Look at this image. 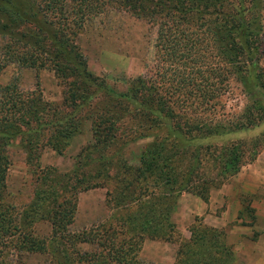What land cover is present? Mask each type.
<instances>
[{
  "label": "rangeland",
  "instance_id": "rangeland-1",
  "mask_svg": "<svg viewBox=\"0 0 264 264\" xmlns=\"http://www.w3.org/2000/svg\"><path fill=\"white\" fill-rule=\"evenodd\" d=\"M218 3L213 9L238 16L244 7L246 19H259L257 52L240 58L243 80L210 43L203 24L216 14L201 6L180 22L201 40L186 63L163 48L172 36L158 38L157 17L147 20L112 1L84 17L75 48L58 51V76L49 55L34 67L17 62L23 43L12 44L0 30V86L14 82L41 110L28 127L8 131L0 201L11 206L14 222L0 237V264H242L235 237H227L233 225L248 240L260 236L247 252L264 264V183L255 187L264 180V0ZM181 74L189 80L179 82ZM139 81L146 93L133 96L128 90ZM240 123L247 127L234 126ZM205 129L213 131L203 135ZM154 145L166 157L158 165L176 179L172 188L142 170ZM230 149L238 159L234 173L223 168ZM190 164H198L192 179L207 181L206 200L182 183ZM235 206L223 226L203 219ZM96 230L114 245L74 237ZM27 239L43 249H29Z\"/></svg>",
  "mask_w": 264,
  "mask_h": 264
},
{
  "label": "trees",
  "instance_id": "trees-1",
  "mask_svg": "<svg viewBox=\"0 0 264 264\" xmlns=\"http://www.w3.org/2000/svg\"><path fill=\"white\" fill-rule=\"evenodd\" d=\"M109 1L117 2L119 6L132 14L143 16L147 20H154L157 17L158 38L164 40V35L170 31V36H172L163 48L168 49L170 57L175 55L182 57V60H185L183 63L189 62V56L196 53L195 47L201 40H198L196 30L192 29L189 32V29L181 26L180 22L186 19L187 15H190L193 8L196 9L197 6H201L203 12L216 14L207 25L206 23L203 24L205 25L204 31L209 34L210 43H215L217 50L221 52V58L228 63L227 66H230L231 69L228 71L233 74L238 73L240 80H243L241 72L244 71L239 65L240 58L245 57L248 52H257L259 46L258 32L260 24L259 19L256 18L257 14L256 17L246 19L244 7L238 11V16L229 15L227 11L222 9H213L212 6L216 1H219L218 5L221 4L220 0H0V30L6 33L9 39L11 38L10 42L12 44L23 43L24 48L17 55V62L24 66L34 67L40 65L43 60V54L49 55L51 57L48 56L47 60L51 62V67L58 76L63 71L60 63L55 61L58 58V51L66 44L70 45L71 48H75L72 38L81 26L84 17L99 12L105 3ZM239 4L242 3L240 2ZM199 12L196 11V13ZM218 16L219 18L215 20ZM46 20L51 21L47 23ZM213 20L218 22L214 23ZM166 21H171V24L166 25ZM20 26L25 28L22 29ZM30 27L34 30L31 34L29 33ZM175 36H177V39L174 38ZM11 47V45L6 44L8 50ZM47 47L50 48L47 49ZM74 56H77V58L79 56L76 51ZM50 58L54 61L52 62ZM78 59L83 64V61L80 58ZM2 66L0 64V68ZM224 73H227L225 68ZM177 76L179 82L184 80L187 82L189 80L183 74ZM139 82L128 90L130 92L133 89V96H143V92L146 93L147 87H144V82ZM203 95L204 91L202 90ZM72 97L71 101L75 102L77 97L75 98L74 94ZM79 97H82V95H79ZM159 108L163 109L161 105ZM40 111L31 98L24 96L17 90L14 82L0 86V196L3 194L5 186L4 175L7 168V158L3 151L5 144L11 138L8 131L13 126H17V128L28 127L32 119L36 120L38 118ZM217 126L215 125L213 130ZM234 126L236 128L247 127L243 123L234 124ZM211 131L205 129L202 134L204 135L206 132ZM230 150V155L227 154L223 168L234 173L239 168L238 159L232 149ZM194 158L198 160L197 151L194 153ZM158 160L165 161L166 157L161 154L157 146L154 145V148H147L141 161L142 170L153 174L156 179L162 178L161 183L170 185V188H172L176 183V179L172 177L171 169H163L162 166L158 165ZM161 164H164V162H161ZM197 165L190 164L191 167L189 166L187 170L188 177L182 183L184 186L189 185L193 193L206 200L207 193L204 185L207 181H199L198 178L197 180L192 179V174L195 172ZM11 210L12 208L7 202L0 201V237L13 228L14 220L10 214ZM53 214H56V212L54 211ZM52 220L54 222V219ZM66 220L65 224L71 222L70 217ZM84 232L77 233L74 237L79 241H84L87 237L88 240L94 239L101 248L106 247V245L110 248L115 243L111 235L106 232L101 233L99 230L92 234ZM25 243L30 246L28 247L29 249H43L42 245L34 246V241L27 239ZM128 262L129 264H135L134 261L128 260Z\"/></svg>",
  "mask_w": 264,
  "mask_h": 264
},
{
  "label": "crops",
  "instance_id": "crops-1",
  "mask_svg": "<svg viewBox=\"0 0 264 264\" xmlns=\"http://www.w3.org/2000/svg\"><path fill=\"white\" fill-rule=\"evenodd\" d=\"M239 180L241 181L243 178L241 175H239ZM255 187H257L259 185V183H264V180H257L255 181ZM264 187V185H263ZM228 187L226 188H221L220 191L221 192H224L226 193L227 192V189ZM261 201L263 202V206H264V197L261 199ZM263 209V208H262ZM211 212V209L210 211ZM231 212V216L235 217V214L238 212V207L235 206V209H225L221 215L219 216H212L211 214H205L204 216V220H205V217L209 216L210 218H213L212 222H209L210 224H212L213 226H216V227H220V226H223L224 224L227 223V221L230 219L227 217V214ZM242 229V226H235L233 225L230 229H229V233L227 235L229 241H231V236L232 237H235L236 239V242L234 244V250L237 254V256L239 257V261H241L242 264H256V261L260 260L259 259V255H257L256 253H248L247 251H249V249L251 248H255V243L256 241L259 239V237L257 238L256 241H253V240H248L247 238H245V236H242L239 234V232H241ZM263 233H264V228H263ZM236 235L238 238H236ZM261 235V234H259ZM257 255V256H256ZM256 258L257 257V260H251L252 258Z\"/></svg>",
  "mask_w": 264,
  "mask_h": 264
}]
</instances>
